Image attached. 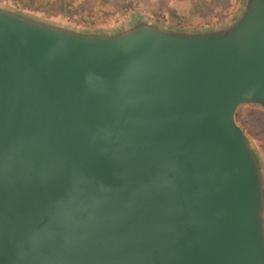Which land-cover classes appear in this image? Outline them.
Returning a JSON list of instances; mask_svg holds the SVG:
<instances>
[{"label": "water", "instance_id": "95a60500", "mask_svg": "<svg viewBox=\"0 0 264 264\" xmlns=\"http://www.w3.org/2000/svg\"><path fill=\"white\" fill-rule=\"evenodd\" d=\"M264 0L192 33L0 8V264H264Z\"/></svg>", "mask_w": 264, "mask_h": 264}, {"label": "rangeland", "instance_id": "374dc122", "mask_svg": "<svg viewBox=\"0 0 264 264\" xmlns=\"http://www.w3.org/2000/svg\"><path fill=\"white\" fill-rule=\"evenodd\" d=\"M22 3L23 0H0V8L78 32L112 34L144 20L167 29L199 33L231 26L246 0H64L65 7L59 10L47 0H41L44 6L37 9H24ZM249 110L264 111L253 106L240 107L236 122L241 128ZM247 137L264 174L263 150L258 141Z\"/></svg>", "mask_w": 264, "mask_h": 264}, {"label": "trees", "instance_id": "16d2710c", "mask_svg": "<svg viewBox=\"0 0 264 264\" xmlns=\"http://www.w3.org/2000/svg\"><path fill=\"white\" fill-rule=\"evenodd\" d=\"M54 1L55 0H47V3H50V5H54V7L58 8V10L60 7H65L64 0H56L55 2ZM40 6H44V4L41 3V0H23L22 3V8L24 9H37ZM239 112L240 111L238 110V112L236 113V120H238L240 114ZM248 112V119L245 123H242V128L247 135H249L254 140L258 141L263 150L264 157V111L249 110Z\"/></svg>", "mask_w": 264, "mask_h": 264}]
</instances>
